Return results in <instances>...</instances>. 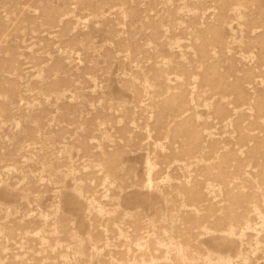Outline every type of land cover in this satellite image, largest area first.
<instances>
[{
  "label": "rangeland",
  "instance_id": "374dc122",
  "mask_svg": "<svg viewBox=\"0 0 264 264\" xmlns=\"http://www.w3.org/2000/svg\"><path fill=\"white\" fill-rule=\"evenodd\" d=\"M0 264H264V0H0Z\"/></svg>",
  "mask_w": 264,
  "mask_h": 264
}]
</instances>
